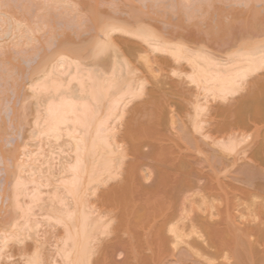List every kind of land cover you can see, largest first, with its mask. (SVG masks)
<instances>
[{"label":"bare ground","instance_id":"6f19581e","mask_svg":"<svg viewBox=\"0 0 264 264\" xmlns=\"http://www.w3.org/2000/svg\"><path fill=\"white\" fill-rule=\"evenodd\" d=\"M4 2L7 6L8 1ZM129 10L107 14V21L101 25L86 27L73 48L98 53L107 45L120 51L140 46L160 53L162 57L154 56L159 63L168 58L179 69L188 67L186 78L181 76L172 85L177 86L175 94L181 104L172 137L161 134L160 128L157 131L158 121L145 125L136 117L139 111L144 112L147 100L140 102L144 106H134L136 111L132 107L130 113L135 111L136 115L127 117L124 129L118 128L115 119L121 101L137 87L127 79L118 81L114 69L107 77L102 69L96 74L76 64L78 68L64 51V44H55L50 53L46 52L45 60L39 61V67L46 66L44 73L35 81L28 78L31 86L28 81L29 85L25 84L29 88L21 83L28 88L26 97H34L29 99L34 101L36 113L34 126L29 124L36 130L26 128L27 134L33 137L36 133L39 142L33 137L34 145L32 141L27 143V148L32 145L34 155L30 149H21L30 157L29 163L25 156L19 161L16 155L11 156L13 167L18 161L16 171H25H13L12 179L5 176L12 186L10 194L2 186L4 178L0 182V196L5 199L9 195L12 200L6 202L9 209L0 205V264H144L136 250L145 245L150 249L153 244L162 256L159 264H264V145L259 144L264 129V14L262 25L251 35L239 31L219 40L207 36V43H203L205 36L200 29L169 28L158 36L145 18L147 11L143 18L142 11ZM115 33H132L140 41ZM6 48L1 45L0 55ZM24 51L21 53L26 57L33 55L32 50L28 55L29 51ZM3 54L5 59L11 56ZM4 56L0 57L1 67ZM15 90L20 97L19 89ZM236 92H240L238 96H234ZM135 124L141 125L139 129L135 126L138 138H156L158 150L138 151L141 141L137 140L140 143L134 142V151L139 153L132 152V157L127 154L120 140L129 136ZM150 127H156L158 133ZM42 143H47L45 153L38 151ZM54 143L58 145L56 151ZM164 143L175 148L171 157L162 155ZM119 151L125 159L126 155L131 159L125 160ZM153 166L159 167L154 170ZM144 178L148 182H142ZM245 199H252L248 211ZM129 205H141L150 218L133 232L126 221L120 220L110 234L102 237L107 213L116 210L125 219ZM117 244H124L129 252L115 263L111 255ZM153 254L157 257L152 250L146 259L149 264H157Z\"/></svg>","mask_w":264,"mask_h":264},{"label":"rangeland","instance_id":"374dc122","mask_svg":"<svg viewBox=\"0 0 264 264\" xmlns=\"http://www.w3.org/2000/svg\"><path fill=\"white\" fill-rule=\"evenodd\" d=\"M4 1L5 0H0V2H2L0 4L1 5L0 7V47L1 45H3V47L6 46L7 48L3 49L2 52L5 50V52H3L5 53V55H8V52H10L11 54L9 53V55L11 56L9 58L6 56L7 59H5V56L2 52L0 55V57L4 56L5 63L8 62L7 64L5 63L1 64L3 65V67L0 66V182H3L5 180L2 186L5 189L7 188L6 190L9 194L12 192L11 190L12 186L11 184L9 185L8 183L9 181L7 179L8 178L12 179L15 173L23 174L25 171V170L22 171L23 173L21 171L19 172V170L16 171L17 169H19L17 167V162L23 156H25L24 154L21 153V149H23L24 147L27 150L30 149L31 153L34 152L32 150V145L30 148L26 147V146L29 147L30 145L29 142L32 141L33 143L32 138L36 134V133L34 134L33 132L34 130H36V128L33 127L35 124V122L33 121L35 120L34 118L36 117L35 115L36 113L34 110V104H33L34 101H31L32 99L34 100V97L31 98V97H28L27 95L28 99L29 98L31 99V100L29 99L30 100L29 101L26 97V94H27L26 90L29 88L28 86L29 84L31 86L30 81H35L39 75H42L44 73L45 71L44 67L46 66L39 67L40 65L39 61L42 60V58H43V61L45 60V57H46L45 55H47V53H50L52 49L56 47L55 44L57 43L64 44L63 46L65 48L64 51L65 52L67 51L68 56L74 61V63L76 62L74 64L75 66L78 65L80 68H86L92 72H95L96 70L99 71L100 69H102V71L104 72L106 71V76L108 72L110 76V71L114 69L113 75L116 77L118 81L127 79L130 82L132 87H137V89L134 90L132 94H130V97H128L124 101H121V108L119 110V114L117 115V118L115 119V124L118 128H120L121 130L124 129L125 124H127L126 123L128 119L127 117H131L133 114H135L133 112L137 110L136 108H138L139 105H142L140 104V102H144L147 100L148 101L147 104L145 106L142 105L144 106L142 108L144 112L139 111V114L138 113L137 115L135 114L136 117L141 122H143L145 125H150L152 123L153 125H155V123L158 121V124H156V127L158 125V128L155 127L157 131H159V128H160V131H159L160 133L162 132L166 134L167 136L172 137V134L174 132L176 122H177L176 120L180 118L179 109H181L180 100L178 99L179 95L175 94L176 93L175 89L177 88V86L173 87L172 85H176L174 83H177L183 77L186 78L185 77L187 76L186 73L189 74L188 67L184 66L183 68L182 66L179 69V66L173 65L175 63H173L172 60H171L172 62H170V59L168 58H166L165 61L162 60L164 62L159 63L155 61L154 56L157 55L156 57H158L159 55V57H162L160 53L158 52L151 53L152 51L151 52L146 51L148 49L144 48L145 49L144 50L142 49L143 47H140V46L139 47L141 49L138 47V49H134V50L132 49V51L131 50L128 51L124 49H121V51L116 50L115 48L109 45L106 46L104 51L98 52V53L97 52L96 53L95 52L86 53L85 51L82 52L79 50H74L73 47L79 44L77 43L79 42L78 41L79 40L78 38L80 36L79 33L83 35L85 34L86 27L88 26L91 27V26H94L95 24L96 26H99L101 25V23L107 21L106 20L107 14L115 13L116 11L118 12L120 11V13L124 14L125 12L123 11L125 9L128 11V9L131 8L129 12L134 11L136 13V10L145 12L144 14L140 12L141 17L143 18L145 17V14L147 12L149 13V14L147 13L148 15L152 14L151 17L153 19L147 17V14L145 18L148 21H150V24H149L150 27L154 29L153 31H155L157 34L161 33L162 35L164 31L165 32L167 31L165 29H169V28L174 29L173 31H176L177 29L187 30L188 28L189 29L191 28V29H194V32L195 30L197 31L198 29H200V34L202 33V36H205L204 37L205 42L203 43H207V40H206L207 36L212 37L215 40H219L220 37L227 38V37H230L233 33L234 35L235 34L238 35L239 31L240 32L244 31V32H247V34L251 35V33H254L253 31L258 29L262 25V15L264 14V0H35L32 2H29L28 0H7L8 5L12 3L11 7H8L7 4H6L7 6H5ZM24 3L26 4L24 5ZM27 3L28 4L34 3V4H30L31 7H29L30 5L28 6ZM146 4L148 6H146ZM133 7L135 10H132ZM123 14L122 16H124ZM141 17L139 15V18ZM57 18H59L60 21H58ZM179 31H183V30H179ZM115 35L119 37L127 38L129 40H133L136 42L140 41V38L132 33H115ZM159 35L160 34H158V36ZM45 38H46L45 40L46 44L44 45L43 41ZM37 44H42V47H45V49L42 50L41 49L42 47H41L40 48L41 50H40L38 47L41 45L38 46ZM33 46L34 47L36 46L35 50L31 49ZM21 49L22 50L24 49L26 51L32 50L33 52L32 56L28 55V53L32 54L30 51L27 52L28 57H30L31 59H28V57H26V53L22 55L24 50L21 51ZM37 50H39V52ZM8 59H10L9 60L10 63L9 61H6ZM48 60H51V56L48 57L46 61ZM151 60L152 62L154 61L156 65L152 63ZM150 64L152 65V67H150ZM36 65H38V67ZM127 70H129V73ZM33 71L34 73L31 74L30 72H33ZM98 71H96L95 73L97 74ZM117 71L119 72L117 73ZM92 72H90V74ZM30 76H32L34 80ZM181 76L183 77L180 78ZM28 78L30 79V81ZM26 81H28L29 84ZM25 82L28 85L25 84ZM17 83H20V84H17ZM21 83L23 85H26L28 88L26 87L25 89V87H23ZM16 86H19V87L17 88ZM15 87L17 88V90L18 89L20 90V91L18 90V95L20 93V97L17 96V94H15L14 92V90L16 89ZM17 90L15 91L17 92ZM28 93L32 94L31 92H29V90H28ZM239 93L240 92H236L234 96H238ZM166 102H168V104ZM134 106H136V108ZM132 107L135 111L130 113V110ZM29 124H32L33 126L31 125L29 126ZM135 126L139 129L141 125L135 124L134 127ZM134 127L132 131L131 129H129V131H131L132 134L130 132V134H127L129 136H125L124 140H120L121 141L120 145H122L123 148H125L129 156L132 154V152L135 155L136 153H139L138 151L143 150L142 152L144 151L147 152L150 149L152 150H154L155 148H157V150L159 149V146L155 141L156 138L148 137L145 139H141V138L139 139L137 135L138 133L137 128L135 127L134 129ZM26 128L27 129L31 128L30 130L35 128L32 132L30 131V133L34 134V135L31 134L33 137H30L27 134L28 131ZM151 128L153 127H150V129ZM155 128L153 129L155 130ZM155 131H152V132L153 134L155 133V136H156L158 132L156 131L157 132L156 133ZM261 134L262 135H261L259 144L263 146L264 144H261V143L262 142L264 143V129L261 130ZM41 138H40V141L44 137L42 139ZM162 139L165 140L164 138ZM137 140L141 141V145H138V148H139L137 149L138 151H134V149H136L137 147V146L135 147ZM37 141L39 142V139ZM45 141H47L48 143V140H45ZM54 141L56 143L57 140H54ZM51 142L52 141H50V143ZM60 142L61 140H59L58 143ZM139 143L140 142H138L137 144ZM54 144H50V146L51 145L54 146ZM170 144L168 143L162 144L161 152H162V155L165 156L166 158L168 156L171 157L173 155L172 151H175V148ZM44 145L42 143L40 148L38 147L39 148L38 151L41 149L45 153L46 149L44 148ZM56 145L57 144H55L54 151H56L57 149L56 147H58V145L57 146ZM36 146H38V144ZM122 146L120 147V149L122 148ZM49 148L50 147H48V149ZM27 150H26V154H28ZM22 151H24L23 153H25V150H22ZM17 153L19 154L20 158ZM35 153H37V149L35 150ZM47 153H48V150H47ZM13 154L18 157V161L16 162V165H15L17 169L15 168V166L13 167L14 162L11 157ZM119 155L122 156L123 152H120ZM128 155H126V159H128L129 161V159L131 158H129ZM118 156H117V159L120 158V156L119 157ZM123 156L122 158L125 159V157ZM130 157H132V155ZM25 158L27 157L25 156ZM122 158L121 160H124ZM27 159L28 160L26 162L29 161L30 157ZM39 159H40L39 160V163H40V161L43 158L41 157ZM36 160L37 159H35V161ZM149 161L153 163L152 160H149ZM122 162L119 161V163H122ZM147 163L149 162L147 161ZM152 163L150 165L155 164V162L154 164ZM32 164H29V166ZM150 165L148 164L147 166H150ZM26 166L28 167V165H25V168L28 169ZM155 167L156 166H153V168ZM157 167L154 170H157ZM144 168L148 169L146 166ZM10 171L12 173H10ZM13 171L14 172L16 171V172L13 173ZM156 172L155 174L158 175ZM5 176H7L8 178L6 179ZM1 179H3V181H1ZM141 180L142 182H145V183L148 182V179L146 178L141 179ZM111 181L112 180H110V182ZM5 182H7L8 187L5 186L6 185ZM2 186L0 183V189H2ZM6 194L7 193L5 192V195ZM2 197L3 196H0L1 198L0 205L2 206L5 205L6 208L9 209L7 207L8 203H6L10 201L8 198L9 195L7 197L8 199L7 198L3 199ZM25 199L28 200V197L26 196ZM253 200H258V199L253 198ZM28 201L24 200V202H28ZM215 202L218 203L220 201L219 199H216ZM251 202H252V199L244 200L246 211H248L247 209L250 208L249 204H251ZM140 207L141 205L137 206V208H134V207L132 208L131 205H129L128 206L129 215H127L125 219H121L120 215L116 212V210L109 211L105 217L107 219V225L103 228L104 232L103 234H101V236L106 237L108 234H110L109 231L112 228L116 227L120 220L127 222L126 227L129 229L130 232L137 230L136 228L138 227V225L144 220H147L146 218H148L147 217L148 214L146 213L147 210L143 211V209L145 208L143 207L140 208ZM162 207L164 208V206ZM35 208H33L34 209L33 212L35 214H39V212L35 210ZM0 211L2 210L0 209ZM35 211H37L38 213ZM33 216L34 215H32V217ZM38 219L40 218L38 217ZM41 224H39V227H41L40 226ZM171 225L172 224H170L169 227ZM42 228L43 226L41 227V229ZM38 231H40V228ZM164 231H166V235L168 234L171 235L170 231H167V230H164ZM117 245L111 255V260L115 261V263L121 262L122 259H124L129 252V248L124 246V244L122 245L117 244ZM150 247L151 248L149 249V247L145 245V246L140 247L139 249L137 248L136 251L140 254L141 256L140 258H142L141 262L144 264L146 263L149 264V262L151 261L149 260L147 261L146 259L149 253H151V251L153 250V252L157 254V257L154 256L153 254V259L155 257L157 264H159L160 263L159 260L162 259L161 254H159L160 253L159 250L156 249L154 244ZM37 264H40V263H37Z\"/></svg>","mask_w":264,"mask_h":264}]
</instances>
